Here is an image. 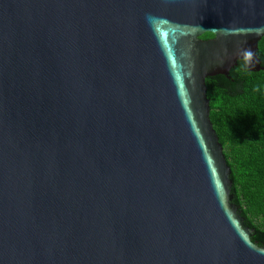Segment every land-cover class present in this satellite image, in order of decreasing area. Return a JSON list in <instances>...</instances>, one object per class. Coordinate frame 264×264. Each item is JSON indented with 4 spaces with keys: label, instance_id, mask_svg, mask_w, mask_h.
I'll list each match as a JSON object with an SVG mask.
<instances>
[{
    "label": "water",
    "instance_id": "water-1",
    "mask_svg": "<svg viewBox=\"0 0 264 264\" xmlns=\"http://www.w3.org/2000/svg\"><path fill=\"white\" fill-rule=\"evenodd\" d=\"M263 35L264 0H0V264H264L205 85Z\"/></svg>",
    "mask_w": 264,
    "mask_h": 264
},
{
    "label": "trees",
    "instance_id": "trees-1",
    "mask_svg": "<svg viewBox=\"0 0 264 264\" xmlns=\"http://www.w3.org/2000/svg\"><path fill=\"white\" fill-rule=\"evenodd\" d=\"M206 32L200 37L207 39ZM264 55V35L257 43ZM240 91L230 95L216 79H205L209 118L230 169L231 187L247 225L264 241V70L236 64Z\"/></svg>",
    "mask_w": 264,
    "mask_h": 264
}]
</instances>
